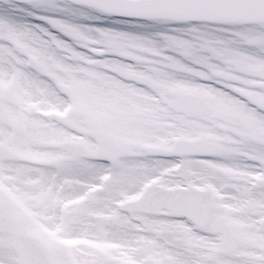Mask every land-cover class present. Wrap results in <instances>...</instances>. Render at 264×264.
<instances>
[{
    "label": "snow or ice",
    "instance_id": "1",
    "mask_svg": "<svg viewBox=\"0 0 264 264\" xmlns=\"http://www.w3.org/2000/svg\"><path fill=\"white\" fill-rule=\"evenodd\" d=\"M0 264H264V0H0Z\"/></svg>",
    "mask_w": 264,
    "mask_h": 264
}]
</instances>
